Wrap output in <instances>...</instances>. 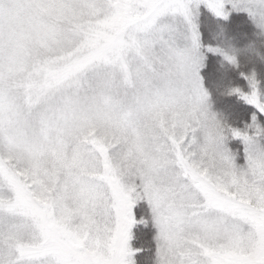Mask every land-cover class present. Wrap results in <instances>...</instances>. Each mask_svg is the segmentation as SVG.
<instances>
[{
  "label": "snow or ice",
  "instance_id": "6c2138e0",
  "mask_svg": "<svg viewBox=\"0 0 264 264\" xmlns=\"http://www.w3.org/2000/svg\"><path fill=\"white\" fill-rule=\"evenodd\" d=\"M228 2L264 29V0ZM201 3L228 15L226 0H0V264H135L141 200L157 264H264V127L231 129L243 165L189 154L208 117ZM247 79L232 91L264 113Z\"/></svg>",
  "mask_w": 264,
  "mask_h": 264
},
{
  "label": "trees",
  "instance_id": "16d2710c",
  "mask_svg": "<svg viewBox=\"0 0 264 264\" xmlns=\"http://www.w3.org/2000/svg\"><path fill=\"white\" fill-rule=\"evenodd\" d=\"M199 30L204 45L237 53V63L233 64L222 51H207L200 72L218 118L228 127L243 128L251 122L256 109L232 89H246L247 77L255 73L264 92V30L246 12H232L226 18L212 14L205 7L200 9ZM230 143L241 147L236 141ZM133 212L137 220L132 234V245L137 249L136 264H156L158 231L150 205L145 200L138 201Z\"/></svg>",
  "mask_w": 264,
  "mask_h": 264
},
{
  "label": "clouds",
  "instance_id": "9594fccd",
  "mask_svg": "<svg viewBox=\"0 0 264 264\" xmlns=\"http://www.w3.org/2000/svg\"><path fill=\"white\" fill-rule=\"evenodd\" d=\"M221 51L224 55L237 56V53L231 49H221ZM206 111L208 117L203 122L200 136L190 144L189 154L196 157L206 168L220 170L225 167L223 153L227 148L225 146L227 125L211 111L209 104Z\"/></svg>",
  "mask_w": 264,
  "mask_h": 264
},
{
  "label": "rangeland",
  "instance_id": "374dc122",
  "mask_svg": "<svg viewBox=\"0 0 264 264\" xmlns=\"http://www.w3.org/2000/svg\"><path fill=\"white\" fill-rule=\"evenodd\" d=\"M202 7H205L206 9H208L212 14L216 15L211 9H209L207 7L206 4L204 3H201L199 5V7L195 10V15H194V22L196 23L197 25V29L200 33V44H201V47L199 49V54L202 56V60L200 61V66L198 68V72H199V76L201 77V68L202 66L204 65V62H205V57H206V52L207 51H211L210 49H215L217 47L215 46H211V45H204L202 43V39H201V32L199 30V14H200V9ZM225 11L228 13L227 17L232 13V12H236V11H242V12H246L249 16V12L244 10L243 9V6L242 5H238L237 7H234L233 6V3L231 2H228V0H226V3H225ZM217 16V15H216ZM220 17H223V16H220ZM226 17V18H227ZM251 17V16H250ZM252 18V17H251ZM253 19V18H252ZM253 21L255 22V20L253 19ZM256 23V22H255ZM257 24V23H256ZM264 30V29H263ZM250 76V75H249ZM202 79V77H201ZM248 80V79H247ZM204 87V85H203ZM258 87H259V84H258ZM205 88V87H204ZM235 88H240L242 89L244 92H251L252 91V88H251V84L248 80V86L246 89L242 88V87H235ZM234 89V88H233ZM206 90V89H205ZM207 91V90H206ZM208 93V92H207ZM239 94V93H238ZM240 95V94H239ZM241 96V95H240ZM242 97V96H241ZM243 98V97H242ZM244 99V98H243ZM245 100V99H244ZM246 102H248L247 100H245ZM249 103V102H248ZM208 104L210 105L211 107V111L214 112V110L212 109V105L210 103V98H209V94H208ZM253 105V104H252ZM256 109V112L252 115V120L250 123H248L245 127L243 128H238V127H226L225 131H226V139H225V146L228 148V150L230 151V153L232 155H234L235 159H236V162L239 164V165H243L245 162H246V156H247V153L245 152V148H246V145L244 143V140H243V137H235L232 135L231 133V129L235 128V129H240L241 131H253V129H250L249 128V125H251L253 123V117L255 116L256 119H257V122L262 126L264 127V113H259V110L256 108L255 105H253ZM260 114L262 116H260ZM258 140L261 144H264V135L258 137ZM231 141H236L241 147L239 148L237 145H234L235 147L232 146V144L230 143ZM10 194V193H9ZM147 201V200H145ZM149 204V203H148ZM150 205V204H149ZM151 208V206H150ZM134 214V212H133ZM136 220V219H135ZM136 223H137V220H136ZM133 224L132 228H131V239L129 241V246L130 248L133 250V255L130 257V259H132L135 264H136V253H137V249L133 247L132 245V234H133V228L135 226V224ZM158 231V229H157Z\"/></svg>",
  "mask_w": 264,
  "mask_h": 264
}]
</instances>
